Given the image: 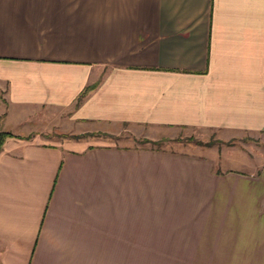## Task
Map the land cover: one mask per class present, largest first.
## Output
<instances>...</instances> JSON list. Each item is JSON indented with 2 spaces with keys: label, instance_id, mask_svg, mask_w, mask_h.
I'll use <instances>...</instances> for the list:
<instances>
[{
  "label": "crops",
  "instance_id": "crops-1",
  "mask_svg": "<svg viewBox=\"0 0 264 264\" xmlns=\"http://www.w3.org/2000/svg\"><path fill=\"white\" fill-rule=\"evenodd\" d=\"M0 88V264H264V0H0Z\"/></svg>",
  "mask_w": 264,
  "mask_h": 264
},
{
  "label": "rangeland",
  "instance_id": "rangeland-1",
  "mask_svg": "<svg viewBox=\"0 0 264 264\" xmlns=\"http://www.w3.org/2000/svg\"><path fill=\"white\" fill-rule=\"evenodd\" d=\"M2 98H3V94L0 88V99ZM21 129L23 128H19V127L12 128L11 127L8 129V131L20 133V131H22ZM164 132L165 133H162V134L158 133L154 139H149L143 136H140L138 138H135L133 136L130 137L126 135V132H124V130L120 129L118 134H108V133L105 134V133H100V132H92L91 136H86L85 138L88 143H93V142L97 143L100 141L109 142V143L132 142L134 145L150 147V148L172 147V146H176L175 142H184V143L188 142L186 144H190V145L185 146V149L196 148V146L204 145V144L207 145V143L212 146H220V147L221 145H229V146L232 145L236 148V151L235 153L232 154L233 156L232 158L228 160H224L226 161L225 164L226 166L233 167L236 169H242L245 171L249 170L248 165L250 161L248 157L246 156V153H242L241 150H245L246 147H251L254 144H259L258 136L254 138L253 135L250 136L247 133H244V134L239 133L235 135L233 138H231L228 142L223 143L219 141L218 139H215L216 133L211 132L210 130H202V129H197V128L177 129L171 135L169 134V132L167 133L166 131ZM32 137L37 138L38 140L40 139V140H45V141H53L54 139H56V136L54 134L47 136V135H42L41 133H39L38 135H34V136L32 134ZM129 138L132 140L128 141ZM219 151H221V149ZM256 159L254 156L253 160L255 161Z\"/></svg>",
  "mask_w": 264,
  "mask_h": 264
},
{
  "label": "trees",
  "instance_id": "trees-1",
  "mask_svg": "<svg viewBox=\"0 0 264 264\" xmlns=\"http://www.w3.org/2000/svg\"><path fill=\"white\" fill-rule=\"evenodd\" d=\"M88 88H89V86H87L86 88H84V90L79 94V96H78V98H77L76 101H79L80 97L84 94L85 90H87ZM0 101H2L4 103L3 98L0 99ZM86 135H88V134H78V135H63L62 134L61 136L62 137H67L68 136L70 138L78 139L80 137H85ZM6 137H16V136H13L9 132H5V131L0 130V146H1L4 138H6ZM25 138H27V136ZM207 145H209V144L207 143Z\"/></svg>",
  "mask_w": 264,
  "mask_h": 264
}]
</instances>
